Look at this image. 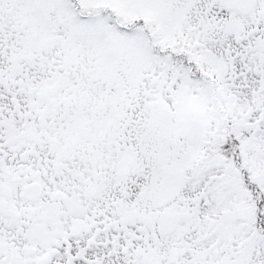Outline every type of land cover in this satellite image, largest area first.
Wrapping results in <instances>:
<instances>
[{
  "label": "snow or ice",
  "instance_id": "obj_1",
  "mask_svg": "<svg viewBox=\"0 0 264 264\" xmlns=\"http://www.w3.org/2000/svg\"><path fill=\"white\" fill-rule=\"evenodd\" d=\"M0 264H264V0H0Z\"/></svg>",
  "mask_w": 264,
  "mask_h": 264
}]
</instances>
